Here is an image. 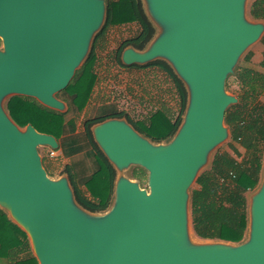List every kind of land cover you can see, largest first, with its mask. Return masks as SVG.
<instances>
[{
	"label": "water",
	"instance_id": "water-1",
	"mask_svg": "<svg viewBox=\"0 0 264 264\" xmlns=\"http://www.w3.org/2000/svg\"><path fill=\"white\" fill-rule=\"evenodd\" d=\"M247 1L142 0L163 33L147 51L127 47L122 63L167 62L186 87L187 109L164 144L118 118L92 128L116 171L142 167L150 188L119 182L111 214L93 224L72 187L52 181L44 167L38 148L58 150V140L32 125L19 127L2 101L25 96L64 113L68 105L57 95L91 52L106 2L0 0V208L27 234L39 264H264V177L250 202L249 241L184 248L191 225L188 188L225 139L226 111L239 102L226 93V81L240 56L264 36V21L246 19Z\"/></svg>",
	"mask_w": 264,
	"mask_h": 264
},
{
	"label": "trees",
	"instance_id": "trees-1",
	"mask_svg": "<svg viewBox=\"0 0 264 264\" xmlns=\"http://www.w3.org/2000/svg\"><path fill=\"white\" fill-rule=\"evenodd\" d=\"M105 2L106 20L95 38L93 48L68 87L61 92V95H65L68 112L72 110L80 114L90 104L98 84L97 49L111 28L131 24L138 26L137 33L124 40L115 53L114 61L122 67H126L121 55L127 47L143 51L156 35L157 30L147 16L142 0ZM249 15L254 20L264 21V0L252 2ZM261 42L264 44V36ZM261 66L264 68V60ZM130 68H157L164 72L176 93V108L164 102L140 120H134L125 112H106L100 117L87 119L83 123L82 135H78L75 134L76 122L74 119L66 120L67 113L47 108L34 98L13 96L6 104L9 116L19 127L32 125L38 132L54 136L64 157L72 158L85 152L92 160L95 170L80 179L71 166L66 167L76 201L92 213H104L110 209L117 178L115 167L94 139L93 126L112 118H126L151 142L168 143L179 130L187 109L186 87L167 62L156 60ZM236 78L241 87L239 102L228 108L225 123L231 129L232 141L239 144L246 154L239 162L228 153L218 152L210 170L196 180L198 187L192 191L190 204L192 228L197 237L238 244L245 240L248 232L247 195L260 185L264 169V103L259 100L264 95V73L245 68L236 74ZM232 147L239 153L235 146ZM46 170L50 176L52 172L48 168ZM131 174L139 183H144L148 176L147 171L139 166L133 167ZM0 264H39L27 234L1 208Z\"/></svg>",
	"mask_w": 264,
	"mask_h": 264
},
{
	"label": "rangeland",
	"instance_id": "rangeland-1",
	"mask_svg": "<svg viewBox=\"0 0 264 264\" xmlns=\"http://www.w3.org/2000/svg\"><path fill=\"white\" fill-rule=\"evenodd\" d=\"M256 0H248L246 3V19L251 23L263 22L259 20H254L249 15V6L252 2ZM138 31V26L136 24L119 26L111 28L102 44L97 49L98 53V64H97V74H98V84L95 88L93 98L86 109L83 112L78 114L75 111L69 110L67 107L64 113H67L66 120L74 119L77 125V132L75 134L82 135L83 132V123L90 118L100 117L106 112H125L134 120H140L147 116L148 113L154 111L161 104L168 103L169 105L176 108V93L174 91L173 85L169 77L157 68H130L122 67L116 64L114 61V56L117 49L121 46L124 40L134 36ZM163 30L161 27H158L156 36L153 42L161 36ZM97 34V33H96ZM95 38V37H94ZM263 38V37H262ZM262 40V39H261ZM260 41L256 42L250 46L237 60L234 66V72L229 75L226 81V93L228 95L238 98V95L241 93L240 83L237 81L236 74L240 71H243L245 68H251L257 71L264 73V68L261 66V63L264 60V44ZM95 39L92 40L90 49L93 48V43ZM151 42V43H153ZM149 44L145 51H147L152 44ZM3 49V44L1 41L0 50ZM249 57V59H247ZM57 98L61 101H64L65 95L59 93ZM8 97L4 98L2 101V107L6 109V104ZM264 103V95L259 99ZM68 105V104H67ZM114 120V119H112ZM125 122H129L126 118L116 119ZM226 129L225 139L213 148L209 154L207 161L200 167L195 177V180L192 182L188 188V195L191 199L192 191L198 186L196 180L206 171L210 170L212 161L215 155L218 152L228 153L233 156L239 162L242 161L246 152L239 144L232 141L231 138V129L228 125L224 124ZM96 126L93 127L95 131ZM164 144V143H161ZM158 145V144H156ZM232 146H235L239 153L235 152ZM39 153L43 159V164L45 168H48L51 173L49 178L52 181L65 180L73 189L70 177L66 172V167L71 166L74 169V173L77 178H82L83 176L90 175L96 168L92 160L87 156V154L81 153L72 158L64 157L61 149L54 151V156H52V148L46 146H40L38 148ZM134 166L126 167L119 169L117 171V178L115 182V190L119 185V182L124 179H128L132 182H138V180L132 177V168ZM264 169L262 180L260 185L252 192L248 193L249 201V220H250V202L252 197L259 192L263 184ZM139 186L142 190L150 193V188L147 179L144 180V183H139ZM118 188V187H117ZM84 190V187H82ZM225 192V191H224ZM226 193V192H225ZM73 206L76 207L74 201H72ZM191 200L189 201V214H191ZM77 208V207H76ZM83 212L87 220L93 224H102L111 214L108 210L104 213H90ZM250 223V222H249ZM250 240V226L248 225V232L243 242ZM242 243V242H241ZM230 245L232 247H237L238 244H228L226 242H219L213 240H203L197 237L191 225H189V232L187 241L184 243V248L186 250L192 249V247L202 246V245Z\"/></svg>",
	"mask_w": 264,
	"mask_h": 264
},
{
	"label": "built area",
	"instance_id": "built-area-1",
	"mask_svg": "<svg viewBox=\"0 0 264 264\" xmlns=\"http://www.w3.org/2000/svg\"><path fill=\"white\" fill-rule=\"evenodd\" d=\"M52 150H53V149H52ZM54 151H55V150L52 151V156H54Z\"/></svg>",
	"mask_w": 264,
	"mask_h": 264
}]
</instances>
